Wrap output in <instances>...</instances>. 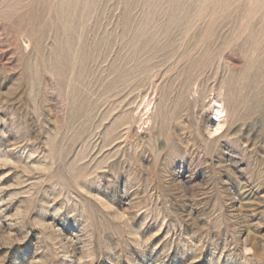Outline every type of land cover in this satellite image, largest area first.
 <instances>
[{
    "label": "rangeland",
    "instance_id": "rangeland-1",
    "mask_svg": "<svg viewBox=\"0 0 264 264\" xmlns=\"http://www.w3.org/2000/svg\"><path fill=\"white\" fill-rule=\"evenodd\" d=\"M0 264H264V0H0Z\"/></svg>",
    "mask_w": 264,
    "mask_h": 264
},
{
    "label": "bare ground",
    "instance_id": "bare-ground-1",
    "mask_svg": "<svg viewBox=\"0 0 264 264\" xmlns=\"http://www.w3.org/2000/svg\"><path fill=\"white\" fill-rule=\"evenodd\" d=\"M214 114H213V121L215 123L214 129L212 131V134H219V132L222 130L223 122L222 119L226 116L224 115L225 111L223 110L221 104L219 101H215V108H214Z\"/></svg>",
    "mask_w": 264,
    "mask_h": 264
}]
</instances>
